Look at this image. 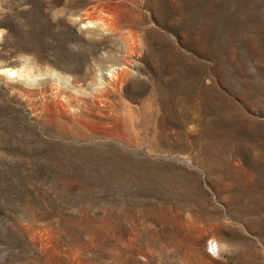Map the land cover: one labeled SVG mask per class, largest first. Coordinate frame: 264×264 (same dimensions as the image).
Masks as SVG:
<instances>
[{"label": "rangeland", "instance_id": "1", "mask_svg": "<svg viewBox=\"0 0 264 264\" xmlns=\"http://www.w3.org/2000/svg\"><path fill=\"white\" fill-rule=\"evenodd\" d=\"M0 33V264H264V0H0Z\"/></svg>", "mask_w": 264, "mask_h": 264}, {"label": "bare ground", "instance_id": "2", "mask_svg": "<svg viewBox=\"0 0 264 264\" xmlns=\"http://www.w3.org/2000/svg\"><path fill=\"white\" fill-rule=\"evenodd\" d=\"M92 13L93 12H91V16H90V13L86 14L87 15V22L85 23V27L87 29L88 28H96V29L97 28H102L104 30H108V32H110V33H113V32L116 31V28L113 25L109 24V23H114V22L110 18H109L110 19V21H109L107 19V17L104 16V14H106V13L101 12L103 14V17H99V20H95V18L92 16ZM132 37H136V35H132ZM122 68H125V66H123ZM120 70L121 69L119 67H112L109 70L108 75H109L111 81H113L114 79H118L117 75H118V72H120ZM1 73L4 75L3 78L7 79L8 81H15L16 78H17V80L18 79L19 80H25L28 84H30L33 81L34 77H35V75L33 76L31 73H29L26 70V66H24V67H21V66L20 67H15L14 66V67L4 68L1 71ZM213 242H215V241H213ZM217 247H218V251H219L220 247L218 246V244H217Z\"/></svg>", "mask_w": 264, "mask_h": 264}]
</instances>
